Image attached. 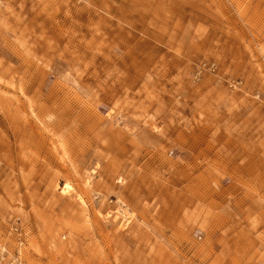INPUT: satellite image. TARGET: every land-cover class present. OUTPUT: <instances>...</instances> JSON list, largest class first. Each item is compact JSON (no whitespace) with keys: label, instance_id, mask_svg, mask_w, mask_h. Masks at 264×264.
Returning a JSON list of instances; mask_svg holds the SVG:
<instances>
[{"label":"rangeland","instance_id":"374dc122","mask_svg":"<svg viewBox=\"0 0 264 264\" xmlns=\"http://www.w3.org/2000/svg\"><path fill=\"white\" fill-rule=\"evenodd\" d=\"M17 262L264 264V0H2Z\"/></svg>","mask_w":264,"mask_h":264},{"label":"built area","instance_id":"2783aa9c","mask_svg":"<svg viewBox=\"0 0 264 264\" xmlns=\"http://www.w3.org/2000/svg\"><path fill=\"white\" fill-rule=\"evenodd\" d=\"M2 3V0H0V4ZM209 71L211 72H215L216 71V66L214 64H210L209 67H208ZM15 264H22L21 262H17Z\"/></svg>","mask_w":264,"mask_h":264},{"label":"bare ground","instance_id":"6f19581e","mask_svg":"<svg viewBox=\"0 0 264 264\" xmlns=\"http://www.w3.org/2000/svg\"><path fill=\"white\" fill-rule=\"evenodd\" d=\"M70 188V186L67 184V185H65V188H64V190L63 191H66L67 189H69ZM83 203H84V201H82Z\"/></svg>","mask_w":264,"mask_h":264}]
</instances>
